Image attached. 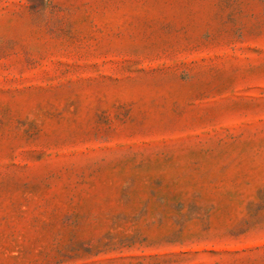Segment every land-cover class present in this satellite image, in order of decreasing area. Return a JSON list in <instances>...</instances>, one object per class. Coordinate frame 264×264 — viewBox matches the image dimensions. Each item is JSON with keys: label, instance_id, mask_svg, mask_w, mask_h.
I'll list each match as a JSON object with an SVG mask.
<instances>
[{"label": "rangeland", "instance_id": "rangeland-1", "mask_svg": "<svg viewBox=\"0 0 264 264\" xmlns=\"http://www.w3.org/2000/svg\"><path fill=\"white\" fill-rule=\"evenodd\" d=\"M0 264H264V0H0Z\"/></svg>", "mask_w": 264, "mask_h": 264}]
</instances>
